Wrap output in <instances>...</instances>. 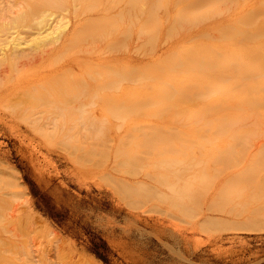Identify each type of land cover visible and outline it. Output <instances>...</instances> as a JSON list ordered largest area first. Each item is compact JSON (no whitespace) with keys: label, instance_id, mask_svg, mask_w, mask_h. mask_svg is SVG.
I'll return each mask as SVG.
<instances>
[{"label":"rangeland","instance_id":"obj_1","mask_svg":"<svg viewBox=\"0 0 264 264\" xmlns=\"http://www.w3.org/2000/svg\"><path fill=\"white\" fill-rule=\"evenodd\" d=\"M159 1L63 0L47 33L67 45L0 65V264H264V146L229 134L185 148L207 88L186 83L190 44H169L188 23ZM26 25L0 17V52L37 47ZM101 33L103 52L86 57Z\"/></svg>","mask_w":264,"mask_h":264},{"label":"bare ground","instance_id":"obj_2","mask_svg":"<svg viewBox=\"0 0 264 264\" xmlns=\"http://www.w3.org/2000/svg\"><path fill=\"white\" fill-rule=\"evenodd\" d=\"M16 8L9 6L6 0H0V17L3 26L27 23L35 34L37 47L30 50L18 46L7 48L6 42L1 48L0 65L6 62L20 66L26 65L62 50L67 45L68 37L51 36L48 32L55 22L54 13L47 12L49 6L63 3V0H17ZM162 5L172 7L168 14L179 20L188 29L182 37L173 41L174 46L182 40L190 44L184 50L194 58L189 62L190 70L186 83L191 87L207 88L203 97L207 104L194 107V117L204 110L206 121H190L198 123L199 135H190L185 148H204L214 151L219 148L221 135L238 134L240 141L233 144L250 143V134L254 137L257 148L264 146V0H160ZM143 17H154L155 13L147 9ZM173 6V7H174ZM11 10L17 12L11 13ZM199 11L205 20L197 21L195 15ZM8 13L12 15L8 21ZM104 13V12H103ZM177 22V21H176ZM71 33H76L74 27ZM207 33V47L204 36ZM104 34L96 38L95 46L86 50L84 55L103 52ZM184 44V45H186ZM183 45V46H184ZM7 48V49H5ZM165 52V51H164ZM204 55V56H202ZM67 66L71 67L72 63ZM2 72V70H0ZM6 70H3V72ZM183 89V88H182ZM193 90L170 91L165 96L170 103H179L193 96ZM228 96L231 105L228 110L219 107L218 100L209 101L212 95ZM220 100V99H219ZM146 103L145 105H148ZM198 112H197V111ZM196 132V131H194ZM197 156L193 162H198ZM191 164V163H190ZM254 227L244 228L249 232L262 231L261 225L255 222ZM33 264V263H28Z\"/></svg>","mask_w":264,"mask_h":264}]
</instances>
